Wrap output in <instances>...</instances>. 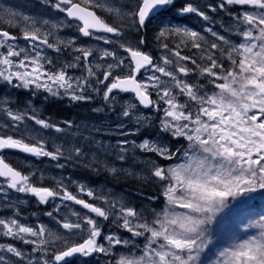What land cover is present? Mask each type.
<instances>
[{"label":"snow or ice","instance_id":"snow-or-ice-1","mask_svg":"<svg viewBox=\"0 0 264 264\" xmlns=\"http://www.w3.org/2000/svg\"><path fill=\"white\" fill-rule=\"evenodd\" d=\"M39 3L60 16L7 12L9 29L20 34L0 28V81L75 103L98 96L104 106L93 113L119 107V122L115 129L55 122L30 101L17 108L0 100V113L8 118L0 128V207L11 212L0 217V236L30 246L0 243V264H71L77 255H101L104 264H264V212L241 222L226 243L218 231L232 201L264 193V0L204 6L195 0ZM193 15L198 24L191 23ZM65 26L96 44L61 38L57 33ZM149 32L158 54L147 48ZM63 53L71 59L61 62ZM121 93L133 100L121 103ZM125 120L135 127L127 129ZM142 128H157L171 139L127 138ZM45 131L71 139L50 147ZM108 134L121 138L115 145L97 138ZM7 152L48 158L57 168L66 160L91 171L103 166L114 176L143 178L157 187L158 194L147 199L159 205L137 209L75 181L70 183L80 194L99 203L74 194L63 180L43 186V173L40 183L34 181L39 169L21 170ZM13 192L39 204L70 201L86 211L70 209L60 216L61 205H55L45 213L55 230L31 226L21 222ZM105 222L115 230L106 232Z\"/></svg>","mask_w":264,"mask_h":264},{"label":"trees","instance_id":"trees-1","mask_svg":"<svg viewBox=\"0 0 264 264\" xmlns=\"http://www.w3.org/2000/svg\"><path fill=\"white\" fill-rule=\"evenodd\" d=\"M205 5L206 0H204ZM193 21L197 22L195 24H198L197 18L195 16L191 17V23ZM130 38L133 40H136L137 37L134 35L129 34ZM148 44L147 48L153 50L154 54L159 53V49L155 47L156 42L152 37V33L149 32L148 36ZM7 96L8 100H11L13 102L14 107L17 108H24L27 106L28 102L26 98L23 97V95L17 94L15 89H0V98ZM32 104L31 106L36 109L37 113L41 115L43 118H49L52 121L55 122H61L63 119L68 117L67 115H64L58 108L59 105L55 104L53 105V101L43 100L42 102L36 101L33 99V101H30ZM78 116V115H77ZM71 117H74V115H71ZM0 118L2 121L7 122L8 118L4 116V114L0 115ZM151 130V133L147 135V132ZM44 137L47 138L49 141V146L51 141L55 140H61L65 136H63L60 133H55L51 131H45L42 133ZM142 136H151V137H159L162 136L164 140H170V137H167L166 135H160L158 131H156V128H142L140 134L133 136V137H142ZM177 143L175 141H172V143ZM180 143H184V141H181ZM179 145V144H178ZM11 156H7L8 161L12 163L14 166L20 168L21 170L27 172L30 169H39L40 173H43V186H55L57 181H61V179L64 178V168H57L56 167V161H52L48 158H41V159H33L26 157L24 155L18 154V153H8ZM19 161H27L30 164V167L24 168L22 165H20ZM59 163L65 164V160H60ZM66 165V167L69 169L73 168L75 170V173L72 172L73 176L79 181L84 182L89 187H96L97 189L94 191L97 194H101L103 191H106L105 195L108 194L109 198L122 200L125 203H130V205L135 206L137 209H150L152 207H157L159 205L158 201H149L147 197L154 196L158 194L157 187L152 184L151 182L147 180L142 179H129V178H116V182L114 181L112 176H108L107 170H98L96 173V176H92L90 173H85L83 169H80L79 165L77 163ZM84 168V167H81ZM39 172L37 173V176L34 177V181L37 183H40V175ZM49 175V176H47ZM106 177H102V176ZM108 176V177H107ZM98 185H103L105 187H102V189L98 188ZM109 188V189H108ZM15 197V202L18 204L19 208V214L20 217H23L27 220L32 219L30 216L34 217L36 221H38L40 224H44L51 228L52 230H55L57 225L55 224V221L51 218L45 215L48 211H53V208L57 204L55 201H50L48 204H39L37 202V198L32 197L30 195H24V194H17ZM16 197H19V200H16ZM84 198V197H83ZM93 203H99V201H92L90 198L86 199ZM66 207L61 206V210L59 215L61 216L65 211ZM33 226V225H32ZM114 228V227H113ZM5 243V242H4ZM103 258L99 257H84V258H78V259H70L71 264H104ZM100 261V262H99Z\"/></svg>","mask_w":264,"mask_h":264},{"label":"rangeland","instance_id":"rangeland-1","mask_svg":"<svg viewBox=\"0 0 264 264\" xmlns=\"http://www.w3.org/2000/svg\"><path fill=\"white\" fill-rule=\"evenodd\" d=\"M9 10L14 11V12H18V13H21L22 12L21 10H24V9L21 8V10H18V9L15 8V3L13 4V3H11L8 0H0V26H1V28L8 29V30L11 31L12 28L9 29V25H8V20L11 19V17H9L7 15V12ZM35 14H40L41 15V14H43V11L42 10H39ZM35 17L36 18H40L38 15H35ZM43 17L50 18V17H47V16H43ZM57 18H58V16L56 15L54 17V20H56ZM5 26L8 27V28H5ZM57 35H59L61 38H64V39H68V38H71L72 37V35L70 33V30H69V26H65L59 33H57ZM84 42L85 41H82L79 38L77 39V43L78 44L79 43H84ZM67 54L68 53L61 54V59H64L63 56L64 55H67ZM49 55H52L53 57H55V54L52 53L51 50H49ZM7 98H8L7 96H4V97H1L0 100L7 99ZM119 99H120V102L121 103H123L124 101H128L127 99H124L123 97H119ZM119 110L116 111L115 116H111L110 117V120H111L110 123L111 124H108V126H101L102 125L101 123L104 122V121H102L101 119H99V123L101 122L100 123L101 125H99V126L100 127H103V128H112V129H115L116 124L119 122L118 119H117V114L119 113ZM142 113L145 114V115H148L149 114V112H146V113L145 112H142ZM1 114L3 115V113H1ZM79 116L81 118L78 120L77 123H85L87 120L90 121V116H88V114L82 113V114H79ZM153 118H154V116H153ZM0 120H1V118H0ZM0 122H2V121H0ZM2 123H4V122H2ZM93 124H95V123H93ZM125 124H126L127 129H129V130L130 129H133L135 127V124L132 121L125 120ZM97 138L104 140L106 143H109V139H107L106 137L98 136ZM45 139H47V138L45 137ZM65 139H71V136H68ZM128 139L129 140L135 139V140L139 141V140H141L143 138L131 137V138H128ZM59 141L60 140L51 141L50 142V147L52 146L53 143L54 144H60V143H63L64 142V140L61 141V142H59ZM116 141L117 140H115L114 142H112V145H115ZM177 146H179V145H177ZM142 156H143V154L137 153V157L138 158H141ZM19 163L24 168L30 167V164H28V165L25 164V161H23V162L22 161H19ZM71 164H73V163H71ZM79 166H80L79 168L80 169H83V171L85 173H87V171H88V173H90L92 176H96V173H97L98 170H103V171L106 170L103 166H101L98 170H96L93 173V171H91V170H87L86 171L85 168H81V167H83L82 165H79ZM117 166L119 167V165H117ZM38 175H40V172H39ZM47 176H49V175H47ZM108 176H112L115 182H116V178H119V179L120 178L134 179V178H130V177H125L122 174L121 175H116V176L111 175V174L110 175L108 174ZM102 177H106V176L103 175ZM141 179L142 180H145L143 178H141ZM68 181H69V179H68ZM68 181L65 178V181H63V182L65 184H68L69 187H71V191L72 192L75 191L74 193H76L77 195H81L78 192V189L76 187V184L75 183H70L71 181H69V182ZM75 182H78V181L75 180ZM102 187H105V186L98 185V188L99 189H102ZM83 197H84V199H89V197H87V196H82V198ZM110 199H113V198L110 197ZM55 202L63 207L65 205V203H69L70 201H68V202H61L59 199H57V200H55ZM70 203H73V202H70ZM68 206H72V205L69 204ZM76 211L85 212L86 210H83L81 208V209L76 210ZM261 212H264V193L252 194V196L250 198L249 197H240L237 200L232 201V204H231L230 208L224 210V213H223V221H222V224H221L220 228L218 229V231L221 232V233H223V235H224V238H225L224 239V242L226 243L227 242V239L231 235V233L234 232V231H236L239 228L241 222L247 223L250 219L255 218V215L257 213H261ZM9 215H11V212H9V211H6V213H4V214L0 211V217L9 216ZM30 217L31 218H34L32 216H30ZM20 219H21V222L22 223H26L27 224V219L21 218V217H20ZM39 224H37V225H39ZM105 225H106V227H105V231L106 232L109 231L110 228H111V230H115L113 227H111L106 222H105Z\"/></svg>","mask_w":264,"mask_h":264},{"label":"flooded vegetation","instance_id":"flooded-vegetation-1","mask_svg":"<svg viewBox=\"0 0 264 264\" xmlns=\"http://www.w3.org/2000/svg\"><path fill=\"white\" fill-rule=\"evenodd\" d=\"M8 1H10V2L14 1L15 3L25 4L26 7H27V10L21 12L22 14L31 15V14H34V12H35V6L32 4L35 0H8ZM119 2L123 3L124 0H119ZM39 9L42 10L45 15H51V16H55L56 15L55 12H53L50 9L45 8L44 6L39 8ZM53 20H54V18H53ZM70 28L72 30V32H70L72 36H77L82 41H87V43H89L90 45H95L96 44L95 41H88L87 38L79 37L78 33L76 32L75 27H70ZM15 34L19 36L20 33H19V29L18 28H16ZM20 43L23 44L24 42L21 40ZM68 57H69V59H71V57L69 55H68ZM73 74L74 75H80V70H75L73 72ZM3 83H4L3 81H0V87H2ZM15 91H16L17 94L21 93L24 98L29 99V100H33V96H36V95H38L39 97H41L43 99H47V100L53 99V100H55V101H53L54 102L53 105H55V104L59 105L60 107L58 109L64 115L68 116L65 119H63V121L64 120H74V121L78 122V120L81 118L79 116V114L85 113V114H88V116H90V121L87 120L85 123H89V124L95 123L98 126L101 125V124H102L101 126H108V124H111L110 123L111 122L110 117L111 116H115V113H116V112H110L107 109H105L103 112L93 113V111H92L93 108L103 107L104 106V103H103L102 99L100 97H98V96L95 97L91 102H88V103H75V102H72V101H70V100H68L66 98L62 99V98L52 97L48 93L43 92V91H39L35 95H33L29 90L15 89ZM119 97H123L124 99H127V100H132V96L130 94L121 93V94H119ZM116 111H117V109H116ZM146 112H149V110H146ZM71 115H74V117H71ZM99 119H101L104 122H102V123L100 122L101 123L100 124L99 123ZM156 131H158L157 128H156ZM103 137H106L107 139H109V143L112 144V142L110 140V138H111L110 134H108L106 136H103ZM143 137H146V136H143ZM65 162L67 163L68 161L65 160ZM75 171H77V170H75L73 168V166L70 169L65 168V171H64L65 175H64L63 181H65V178H66L67 181H68V179H69V181H75L76 178L72 174V172L75 173ZM94 172L95 171H93V173ZM69 190L71 191V187H69ZM74 194H76V193H74Z\"/></svg>","mask_w":264,"mask_h":264},{"label":"bare ground","instance_id":"bare-ground-1","mask_svg":"<svg viewBox=\"0 0 264 264\" xmlns=\"http://www.w3.org/2000/svg\"><path fill=\"white\" fill-rule=\"evenodd\" d=\"M195 2L197 3V4H200L201 6H204L205 5V2H204V0H195ZM218 19V18H217ZM128 38H130V37H128ZM130 39H132V38H130ZM25 164H29L27 161L25 162ZM68 169H69V167H68Z\"/></svg>","mask_w":264,"mask_h":264}]
</instances>
